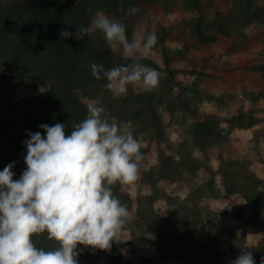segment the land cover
<instances>
[{
  "label": "trees",
  "instance_id": "trees-1",
  "mask_svg": "<svg viewBox=\"0 0 264 264\" xmlns=\"http://www.w3.org/2000/svg\"><path fill=\"white\" fill-rule=\"evenodd\" d=\"M140 1L0 0V171L12 163L13 179H20L27 168L24 141L30 138L28 133L39 131L46 137L39 125L62 123L70 134L72 126L86 118L89 103L84 99H97L106 114L116 117L136 139L150 136L158 142L170 141L179 150L177 156L164 150L156 165L143 167L144 182L151 186L152 192L138 195L136 216L131 217L125 228L131 230L134 238L142 234L151 236L152 245L163 261L223 264L225 255L233 261L244 249V237L236 228L224 230L219 225L215 217L219 214L211 209L207 198L223 194L217 177L221 174L226 195L243 193L251 204L252 220L259 219L264 225V179L251 168L247 159L222 158L219 170H213L209 156L201 159L191 150L194 146L206 153L213 138L222 134V120L217 114H199L189 138H182L180 134L176 140L170 137L164 114L170 112L173 116L181 109L197 113L192 105L202 98L203 92L193 84L179 82V70L170 67L167 57L165 68L144 57L140 62L159 72V86L148 91L128 86L125 94L114 98L105 88L107 80L103 74L101 79L92 75L91 65H103L107 70L130 61L120 52L108 49L99 30L85 35L83 40L60 37L62 29L76 33L77 26L90 27L96 13L105 12L125 25L131 40L134 28L129 20L140 17ZM188 1L198 10L203 9L199 0ZM129 8L137 12L129 14ZM261 11L264 8H257L254 13ZM205 20V14L201 13L198 23L201 40L214 41L216 35H208L203 30ZM219 30L226 32L223 28ZM166 51L164 46L165 54ZM248 113L242 110L229 118L231 127H248L259 121L252 112ZM203 169H211V176L201 181L199 173ZM163 179L184 181L189 188L188 195L160 192ZM113 194L129 211L133 209L134 199L126 185L117 183ZM161 198L167 201V206H156ZM239 212L236 209V214ZM204 224H208L205 241L202 239ZM224 231L228 233L230 251L224 250L218 240ZM33 241L45 250L57 246L55 240L47 239L46 233L34 236ZM123 245L120 238V241H112L109 250L88 246L83 252L84 262L99 264L101 254L106 251L109 264H118L122 261ZM253 258L258 262L264 258V242L259 244Z\"/></svg>",
  "mask_w": 264,
  "mask_h": 264
},
{
  "label": "clouds",
  "instance_id": "clouds-1",
  "mask_svg": "<svg viewBox=\"0 0 264 264\" xmlns=\"http://www.w3.org/2000/svg\"><path fill=\"white\" fill-rule=\"evenodd\" d=\"M136 12L128 9L129 14ZM96 30L108 49L130 61L107 70L91 65L92 75L101 79L103 74L114 98L128 86H159V72L140 62L157 44L155 32L134 34L130 40L123 23L96 13L90 27L77 26L76 33L62 29L60 37L83 40ZM86 108V118L72 126L70 134L62 123L39 125L46 137L39 131L28 133L27 168L20 179H13L12 163L0 171V264H78V245L109 250L113 240L120 241L131 214L113 187L137 181L144 155L133 132L109 117L102 105L89 103ZM45 233L57 242L52 250L33 241ZM231 264L256 262L242 249Z\"/></svg>",
  "mask_w": 264,
  "mask_h": 264
},
{
  "label": "rangeland",
  "instance_id": "rangeland-1",
  "mask_svg": "<svg viewBox=\"0 0 264 264\" xmlns=\"http://www.w3.org/2000/svg\"><path fill=\"white\" fill-rule=\"evenodd\" d=\"M199 1L203 5L202 10H198L188 0H141L138 5L140 17L129 20V23L133 22V35L139 33L146 34L149 32L156 33L158 42L152 49H156L160 46H165L168 41L169 44H173V47H169L165 54V57L170 59L172 68L183 71L184 73L190 75L194 73L197 74L196 79L193 81V83H186L187 85L193 84V86L203 92L202 98L200 100H195L194 104L192 105L197 110V113H192L190 111L181 109L180 111H177L173 116L170 112H166L164 114L166 130L168 131V134L171 138L172 136H174L175 138L177 136L178 138L179 134L182 138H189L194 129V125L198 120L197 118L199 117V114L204 115L208 113L203 110V107L205 106V100H210L212 99V97H214L211 93L205 91L202 87L205 83L206 85L210 84L209 81L211 79H215L216 75L214 73H208L204 71L206 64H203V62H201L203 64V67L201 69L198 68V64H200L199 52H212L213 48V44L210 41L203 42L201 40L198 26L200 14L204 13L206 16L203 30L208 35H215V33L219 32L220 28L226 30L225 34H228L229 30H239L241 26L245 27L246 25H254V27L257 28H264V11L257 12V14L254 13L257 8H264V0ZM99 13L105 14V12ZM248 14L252 15L248 17ZM162 39L164 42L162 41ZM152 49L147 53L148 55H146L145 57L155 61L152 58V54H154V51H152ZM188 62H190V65L188 64ZM191 65L192 67H190ZM217 83H221V89H224V87L228 83V80L225 79L224 81ZM139 87L143 91H148V89H146L145 87ZM42 89H44V87H42ZM219 97L221 98L220 103L221 105H223V103H225L226 101L224 100V97ZM84 100L87 103L98 104L97 99L85 98ZM251 112L252 111H249L250 114ZM169 115L171 116L170 121L165 120V117L167 118V116ZM218 116L222 121L226 119L225 117H222L220 115ZM174 123H176L177 125H174ZM228 127H231V125L229 124ZM220 128V130H223V128L227 127H223V124L221 122ZM217 137H214L213 141L209 143V150L206 151V153H203L201 150L194 146L191 148V150H193L194 154L201 159H204L205 155L210 157V154L213 150H215L217 147H222L225 142L227 144L229 139L228 136L223 133L221 135H218ZM138 141L141 144V152L144 155V159L140 163L137 181L126 186L129 188L130 192L136 193L137 190V192L139 191V194H141L143 192H149V190H152L151 186L144 182L143 167L156 165L159 162V159H161V152H163L164 150L167 153L174 154L176 156L178 155L179 150L177 149V145L170 141L158 142L156 139H152L150 136H148L147 138H141ZM169 146L174 149H170ZM210 171L211 169H203L199 173L200 179L201 177L202 179L210 177ZM159 186L160 192L166 191L168 193L170 192V194L177 195L185 185L181 180L171 181L168 179H163L161 180ZM215 217L218 219L219 225H221V227H223V224H226L224 223L226 220H229V218L225 216L221 218V216L215 215ZM120 238L124 241V245L122 248V261L118 264H163V260H161L160 258L158 259L156 257H153V255H147L148 251L151 252V250H153L151 236L142 234L140 235V238H134L131 230H129L128 228H124ZM86 248L87 247H85L84 245L79 246L77 250L80 252V255L77 257L78 264H85L83 259V252ZM131 251H136L137 255L130 257ZM106 253L107 252L105 251L101 254L99 264H109L108 259H106L105 257Z\"/></svg>",
  "mask_w": 264,
  "mask_h": 264
},
{
  "label": "crops",
  "instance_id": "crops-1",
  "mask_svg": "<svg viewBox=\"0 0 264 264\" xmlns=\"http://www.w3.org/2000/svg\"><path fill=\"white\" fill-rule=\"evenodd\" d=\"M228 32V34H225L219 30L218 33H215V40L210 41L213 44L212 52H199L200 64H198V68L201 69L203 64H206L204 71L216 75L215 79L209 81L210 84L206 85L205 83L202 87L214 96L210 100H205L203 110L226 118L222 121V124L223 127L227 128H223L222 133L229 138L227 144L225 142L222 147H217L211 152L209 166L213 170H219L222 158L247 159L251 163V168L260 178L264 179V28L246 25L245 27L241 26L239 30L232 29ZM165 47L169 49V47H173V44H169L168 41ZM152 51H154L152 58L162 68H165L167 63L164 46L152 49ZM168 62L170 63L169 58ZM169 65L171 67V64ZM196 76L195 73L190 75L179 71L177 79L184 84L193 83ZM225 79L228 80V83L224 89H221L222 84L217 82ZM219 96L224 97L226 101L223 105L220 103L221 98ZM242 109L252 111L259 121L248 127H228L230 124L228 118L238 115ZM170 118L169 115L167 118L165 117V120L170 121ZM174 125L177 124L174 123ZM176 138L172 136L173 140ZM217 177L223 194L218 197H208L207 202L221 218L224 216L229 218L228 221L224 222L226 224H223L224 230L230 227L236 228L237 232L244 237V247H247L244 250L250 251L253 255L259 244L264 242V225L259 219L252 220L251 204L246 196L241 192L226 195L223 177L221 174H218ZM207 178L202 179L201 177L200 180L203 181ZM183 183L185 186L178 193L187 196L189 188L184 181ZM151 192L152 190L143 193ZM139 193L137 190L136 193L131 192L134 199V207L129 211L131 217L136 216ZM167 205V201L163 198L158 199L156 202L157 207ZM235 206L238 207L235 208ZM236 209L240 211L239 214H236ZM203 227L204 235L202 239L205 241L207 239L208 224H204ZM218 240L224 250L230 251L231 243L228 241L226 231L219 235ZM152 248L153 250L148 251L147 255H153V257L159 259V252L153 245ZM105 255L108 259V254ZM135 255H137L136 251L130 252V257ZM255 262L261 264V262ZM162 263L180 264L173 260L162 261ZM223 264H231L228 255H225Z\"/></svg>",
  "mask_w": 264,
  "mask_h": 264
}]
</instances>
